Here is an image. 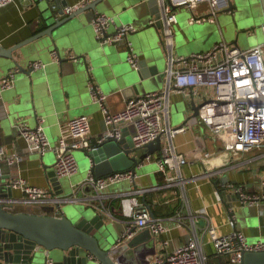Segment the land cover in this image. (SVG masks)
I'll use <instances>...</instances> for the list:
<instances>
[{"label": "crops", "instance_id": "0c3cea01", "mask_svg": "<svg viewBox=\"0 0 264 264\" xmlns=\"http://www.w3.org/2000/svg\"><path fill=\"white\" fill-rule=\"evenodd\" d=\"M66 1L67 6L78 3L80 0ZM120 2L121 6L123 4L126 7L122 9L120 22L114 21L112 31L108 30V33L113 32L115 27L122 23L130 22L135 26L136 31L129 34L127 40L138 55L139 61H146L149 77L143 79L138 86L135 85V82L139 83L138 74L126 61L128 49L125 43L101 44L98 42L89 12L81 13L66 22L58 30L61 39L58 37L54 46L50 44L43 51H37L31 43L14 51L13 60L26 70L30 69L31 63L35 61L42 62L45 66L33 69L30 74L19 71L13 86L0 91V150H3L5 157H18V160L11 165L5 160L1 162L0 177L5 178L6 182L22 177L29 186L52 187L49 173L54 172L56 160L54 147L60 136L70 140L68 122L75 117L87 118L92 144H96V138L105 130V125L99 104L91 98L89 83L98 87L106 95L105 106L111 112L123 109L128 97L163 88L166 53L161 43L160 28L149 23L153 18L148 14L145 0H121ZM51 4L54 6L53 10L57 11L56 1L52 0ZM206 8V4H202L197 8L196 13H203ZM41 9L37 0H15L0 8V49H11L43 30L46 26L41 20ZM190 12L185 7H181L179 12L176 11L175 37L179 36V42L182 41L184 44L182 48H177L175 52L177 55L186 56L208 51L216 43L226 42V29L220 25L218 15L214 22L206 20L201 23H191L189 22ZM225 12L228 11L220 13ZM67 16L63 12L61 15H56V19L62 20ZM252 18L247 15L239 22L249 21ZM234 27L236 34L231 43L236 37L238 40L242 30L248 32V35L251 33L249 30L251 24L240 27L234 24ZM253 41L254 43L249 47L264 39L258 37ZM52 52L57 54L58 59L52 56ZM69 54L74 55L76 60L69 58ZM59 58L64 60L60 61ZM83 58L88 68L84 67ZM13 60L0 58V81L15 67ZM205 93L211 94V88H206ZM193 112L192 107L182 95L171 96V126L177 127L183 122L190 125L185 132L176 134L173 138L176 150L187 159V164L180 169L182 180L179 179L167 185L163 173L153 166L144 171L135 172L134 184L121 182L105 189L101 193V201V196L98 198L93 196L95 193L91 188L83 190L73 188L84 181L91 170V161L84 150L74 152L77 172L70 177H63L68 179L70 188L74 192L72 197L76 200L73 202L101 212L112 223V233L119 244L127 243L131 239L126 238L124 234L126 220L121 213V195L131 193L135 189H148L136 196L141 204L147 208L148 205L151 207L154 218L162 220L168 230L163 234H154L150 231L151 238L146 237L135 245L131 264H148L153 255L173 251L194 233L197 234L201 252L207 259L206 264H231L227 256L218 255L215 252L207 232L204 233L207 220L219 235L240 229L244 231L249 243L264 242V205L242 206L232 190L222 187L223 184L231 181L241 185L246 192H259L261 179L264 177V150L244 152L237 157H223L222 154H218L222 147L221 143L214 140L206 126L198 120L197 115H193ZM16 123H24L30 128L41 124L49 141V149L42 154L30 152L28 143L15 128ZM124 138L131 140L127 130L124 132ZM162 143L166 144L165 138L162 139L161 145ZM204 151L215 153L214 158L207 163H204L200 157ZM157 155L158 151L146 158L151 160V157L155 158ZM145 159L142 160L139 168L145 165ZM208 165L212 166L207 167ZM206 170L211 173V177L202 176ZM194 176L198 178H191ZM61 187L64 190L63 184ZM216 190L220 198L216 197ZM12 194L13 198L8 199V202L11 199L20 200L23 197L18 188H13ZM10 203L14 212L43 214L47 209H52L54 215H60V211L63 210L62 206L59 209L56 206L52 208L50 205V207H39L27 206L22 202ZM229 207L233 208L234 221L230 219ZM202 210L206 213L205 217L201 215ZM179 218L181 222H178ZM142 231H135V233Z\"/></svg>", "mask_w": 264, "mask_h": 264}, {"label": "built area", "instance_id": "2783aa9c", "mask_svg": "<svg viewBox=\"0 0 264 264\" xmlns=\"http://www.w3.org/2000/svg\"><path fill=\"white\" fill-rule=\"evenodd\" d=\"M14 1L0 0V8ZM93 1L95 0H80L78 3L65 6L63 12L70 15ZM229 2L230 0H156L161 21V43L166 53L163 88L139 96L128 97L123 109L111 112L105 106L106 95L98 87L89 83L91 98L99 104L103 113L105 130L96 138V144L93 145L86 117H75L68 122L70 140L60 136L54 147L56 156L54 172L58 179L70 177L77 172L75 151L94 149L108 138L121 139L127 130L135 148H142L157 139L162 141L165 138L166 144L162 143L161 149L155 157L158 171L163 173L167 185H171L179 179L182 180L180 169L187 164V159L176 150L173 138L176 134L185 132L190 125L182 123L177 127L171 126L170 98L173 94L182 95L191 107L194 105L199 107L198 120L206 126L214 140L221 143L222 147L218 154L229 158L237 157L244 152L264 150V41L248 49H241L236 44L220 41L208 51L192 53L187 56L174 53V26L177 24V8L185 7L191 11L189 19L191 23H201L206 20L214 22L218 13L228 11ZM202 4H206L207 8L203 13L197 14L196 10ZM114 21V17L95 11L91 18L95 38L101 44L124 42L128 49L127 63L133 69H138L139 57L127 40V36L135 32L136 28L132 23L127 22L116 26L113 32L108 33L109 27L114 24ZM155 21L152 19L149 23L154 24ZM52 56L58 59L55 52H52ZM68 57L75 60L74 55L69 54ZM30 66L32 69H39L43 68L45 64L35 61ZM19 71L17 67L8 71L0 81V91L13 86L15 76ZM206 88H211L212 93H205ZM15 128L28 143L30 152L42 154L49 149V141L41 124L30 128L24 123H16ZM214 155L215 153L211 151H204L200 157L204 163H207L214 158ZM4 160L11 165L18 160V157H5L3 150H0V166ZM145 160H149V158ZM208 170L202 176L211 177ZM135 180L136 175L130 170L113 172L98 178L94 177L90 171L84 181L73 188L78 190L91 188L95 193L93 196L96 198L101 196L100 200L102 201L101 191L105 190L106 186L122 181L134 184ZM8 185L12 189H20L23 194L20 200L11 199L12 203L22 202L27 206H52V208L56 206L61 209L62 203L76 200L74 197L63 199L54 196L52 187L29 186L22 177L11 180ZM222 187L232 190L242 206L264 205V177L261 179L259 192H246L241 185H236L231 181L226 182ZM147 190V188L135 189L131 193L121 195L120 207L126 220L124 233L126 238H131L135 231L144 229H149L154 234H163L168 230L162 220L151 217L150 210L138 200L136 195ZM215 195L220 198L218 190L215 191ZM46 211L53 213L54 210L47 209ZM229 212L230 219H235L232 207H229ZM201 215L206 216L204 210ZM178 222H181V218L178 219ZM204 229L215 252L218 255L227 256L231 264H241L244 252L264 250V242L249 243L244 231L240 229L219 235L208 220ZM52 263L50 258L46 259V264ZM206 263L207 259L201 252L196 233L189 236L184 244L176 246L173 251L162 255H153L148 261V264Z\"/></svg>", "mask_w": 264, "mask_h": 264}, {"label": "water", "instance_id": "95a60500", "mask_svg": "<svg viewBox=\"0 0 264 264\" xmlns=\"http://www.w3.org/2000/svg\"><path fill=\"white\" fill-rule=\"evenodd\" d=\"M51 1L37 0L38 5L42 8L40 10L41 20L46 27L11 49L1 48L0 58L13 60L12 53L14 51L31 43L34 44L37 51H43L50 44L54 46L56 39L60 37L58 30L66 22L84 12H89L88 14L92 17L103 1H109L108 7L117 11L116 14L119 16L123 12L122 9L126 7L123 4L121 6V2L116 0L114 2L95 0L61 20L56 19V15L63 14V7L66 6L67 1L55 0L57 11L53 10L54 6ZM258 2L260 13L257 16L249 21L240 23L233 20V22L238 27L248 26V24H251V26L260 25V32L264 36V0H258ZM144 3L147 5L150 17L156 20L154 26L160 28L161 21L159 20L156 0H145ZM234 7V3L230 1L228 11L233 13ZM133 10L135 11V9ZM255 17L258 18L259 22H255ZM232 43L238 45L237 37ZM84 59V67L88 68V64ZM59 60L64 59L59 58ZM14 64L23 73L30 74L33 71L32 68L24 69L17 61H14ZM135 70L139 82H135V85L138 86L143 79L149 77V67L146 61H141L139 68ZM198 108L195 105L192 107L194 116L198 114ZM160 149V139L142 148H135L130 139L122 137L118 140L108 138L99 143L96 148L85 152L91 161L90 171L94 177L98 178L113 172L127 170L135 173L139 162ZM49 176L52 182V194L60 196L64 193L60 179L55 176L54 172H50ZM73 195L74 192L72 191L70 195L60 198H72ZM10 198H13L12 188L5 178L0 177V264H46L47 258L53 261L52 264H131L132 255L135 253L133 251L135 245L144 238H151L152 236L149 229H144L141 233L136 232L132 235L127 243L119 244L116 236L112 233V223L101 212H97L92 208L85 209L79 206L76 212L73 211V217L65 214L62 210L60 215H54L48 211L43 214L24 211L14 212L11 209V203L8 202ZM66 203L77 204L73 201ZM148 208L151 217H154L149 205ZM241 264H264V250L244 252Z\"/></svg>", "mask_w": 264, "mask_h": 264}, {"label": "rangeland", "instance_id": "374dc122", "mask_svg": "<svg viewBox=\"0 0 264 264\" xmlns=\"http://www.w3.org/2000/svg\"><path fill=\"white\" fill-rule=\"evenodd\" d=\"M110 1H115V0H110ZM117 2H120L121 0H116ZM132 1V0H131ZM234 3V9H233V13H218L219 16V22L220 25L222 26V28L225 27L226 29V43L230 44L232 39L235 38V34H236V30L234 29V22L235 21H239L241 20V18L243 19V17L250 15L254 18V16H257L260 13V6H259V2L258 0H231ZM238 3H240V5H238ZM109 5V1H103L98 7L97 10L99 12H105L107 15L115 17V22L119 23L121 17L119 15H117V11L111 10V8L108 7ZM144 7V6H141ZM148 9V8H147ZM181 7L177 8L176 11H180ZM244 10V11H243ZM242 11V16H240V12ZM255 17V22H259L258 18ZM176 26V25H175ZM256 26H251L249 28H251V33L248 35V32L242 30L239 38L237 40V44L241 49H248L250 48L249 45L253 44L254 38H258L259 39H264L263 34L260 32L261 27L260 25L257 27ZM234 27V28H233ZM113 29V25H111V27H109V30L112 31ZM175 30L176 28L174 27V53L177 51V48H182L184 46L183 42L180 41L179 42V36L175 37ZM262 42V41H261ZM256 45V44H255ZM248 47V48H247ZM204 52V51H203ZM176 54V53H175ZM177 55V54H176ZM184 56V55H183ZM187 56V55H186ZM156 167L158 168V164L155 162V158L151 157V160H146L145 161V165H143L142 167L139 168V166L136 168V172H141L144 171L148 168L151 167ZM61 183L64 186V193L61 194L59 197H63V196H68L72 193V189L70 188V183L68 182V179L63 178L60 179ZM122 182H128V181H122ZM121 183V182H120ZM129 183V182H128ZM118 184V183H117ZM115 185V184H113ZM112 185H108L106 186V189H109ZM104 190H102L101 192H103ZM61 206L63 207L62 211L73 217L72 213L76 212V210L78 209L79 206L85 208V209H89L90 207L84 206L83 204H72V203H62ZM74 211V212H73Z\"/></svg>", "mask_w": 264, "mask_h": 264}]
</instances>
